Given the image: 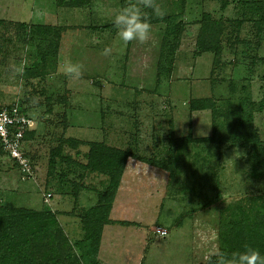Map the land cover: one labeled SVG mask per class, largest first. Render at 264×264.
Segmentation results:
<instances>
[{"label": "rangeland", "instance_id": "obj_1", "mask_svg": "<svg viewBox=\"0 0 264 264\" xmlns=\"http://www.w3.org/2000/svg\"><path fill=\"white\" fill-rule=\"evenodd\" d=\"M81 1L87 6L0 0V107L16 103L31 116L34 134L24 148L35 171L34 180L21 181L15 164L0 152V204L55 213L51 230L66 239L63 249L71 257L66 264L80 263L75 246L84 236L80 217L96 203V192L107 179L92 174L80 179L81 170L66 163L49 176V153L61 138L104 142L163 160L171 129L177 138L189 133L207 138L213 129L225 138L237 118L251 115V125L264 140V26L258 33L257 14L238 0H157L170 24H152L146 44L125 45L111 25L128 0ZM30 10L40 15L32 17ZM144 11L149 16L150 9ZM206 14L223 25L217 59L211 52L194 55L198 25ZM179 22L192 27L178 41V34L164 37ZM22 23L66 30L58 41L14 25ZM106 47L113 50L110 56L102 55ZM23 60V74L13 76L10 66ZM67 60L83 64L82 79L71 81L62 74ZM203 98L213 101L215 116L210 110L189 112V101ZM87 151L84 145L64 148L78 163L85 162ZM171 164L165 171L136 160L128 163L109 219L131 224L103 227L101 264H204L203 257L218 248L219 225L251 198L264 199V177H253L248 144L178 143ZM60 173L69 174L61 180ZM71 182L88 188L77 201Z\"/></svg>", "mask_w": 264, "mask_h": 264}, {"label": "trees", "instance_id": "obj_2", "mask_svg": "<svg viewBox=\"0 0 264 264\" xmlns=\"http://www.w3.org/2000/svg\"><path fill=\"white\" fill-rule=\"evenodd\" d=\"M238 2H240L242 8L250 11L251 14L258 15L259 18L256 22L257 31L258 33L262 32V27L264 26V0H238ZM149 18L153 25L159 22L170 24V17L156 18L151 9ZM14 25L20 31L28 32L30 29L47 37L53 35L58 41L61 32L66 30L63 27L55 28L46 25H35L32 27L23 23ZM241 25L242 23L238 21L237 28L239 29ZM111 27L113 28L114 25L112 24ZM187 27L191 28L192 25L179 22L176 25V30L168 32L164 37L171 36V33L178 34V38H176V41H178L181 38L179 35ZM222 27V23L211 20L209 14L203 17L195 36L197 50L194 53L195 57L201 55V53L210 52L213 53L215 59L221 55L222 46L219 42V36L223 33ZM14 104L16 103L0 107V110L10 108ZM213 107L214 103L210 99H191L189 101L190 113L210 110L215 116ZM22 112L27 113L24 109H22ZM33 134L32 130L26 132L24 142H26L27 138H31ZM169 134L168 157L163 160L140 157L128 149L110 146L104 142H84L74 138H61L58 145L50 150L48 159L49 176L55 173V169L60 163H66L69 164L68 166L77 167L81 170L80 174H77L80 179H84L85 174L103 176L107 179L103 190L96 192V203L80 217L84 236L75 243V246L81 252L79 264H101L97 260V254L104 226L131 224L128 222L114 223V221L109 219V214L126 167L132 160L165 171H171L174 147L178 143L205 142L223 144L228 142L230 147L248 144L251 151L253 177L260 179L264 177V140L260 139L258 131L251 125V115L246 120L237 118L225 138L218 137L215 129H213L212 136L207 138H192L191 133L188 136L177 138L173 135V129L170 130ZM81 145L88 147L84 163H78L71 159L70 156L64 154L65 147L75 150ZM78 153L76 152L77 155ZM27 156L33 166L32 157L28 154ZM68 174L60 173L59 178L65 180ZM71 185L73 186V198L75 201H77L81 190H88V188L76 182H71ZM55 225V213L49 209L36 211L0 204V264H66L65 260L71 258L63 249L66 239L59 230H51ZM217 237L218 248L225 252L243 250L244 245L247 244L258 249L264 255V199L251 198L246 205L238 206L237 211H234L229 219L219 225Z\"/></svg>", "mask_w": 264, "mask_h": 264}, {"label": "clouds", "instance_id": "obj_3", "mask_svg": "<svg viewBox=\"0 0 264 264\" xmlns=\"http://www.w3.org/2000/svg\"><path fill=\"white\" fill-rule=\"evenodd\" d=\"M151 9L152 13L159 18L166 15V11L161 7L157 0H128L126 6L122 7L113 18V25L117 30L118 38L127 45L133 42L146 44L152 35V24L149 16L144 11ZM112 48L103 49L102 55L110 56ZM26 60L19 65L10 66L13 76L22 75ZM62 74L71 81H78L84 75V66L78 62L67 60L62 66ZM50 79H54V75H50ZM33 104L39 103L38 97L32 98ZM204 264H264V255L251 247L244 245L243 250L225 252L219 248L211 249L204 257Z\"/></svg>", "mask_w": 264, "mask_h": 264}, {"label": "built area", "instance_id": "obj_4", "mask_svg": "<svg viewBox=\"0 0 264 264\" xmlns=\"http://www.w3.org/2000/svg\"><path fill=\"white\" fill-rule=\"evenodd\" d=\"M32 126L31 116L23 113L18 104L0 110V151L17 166L23 182L35 179L34 167L24 148L25 133Z\"/></svg>", "mask_w": 264, "mask_h": 264}, {"label": "crops", "instance_id": "obj_5", "mask_svg": "<svg viewBox=\"0 0 264 264\" xmlns=\"http://www.w3.org/2000/svg\"><path fill=\"white\" fill-rule=\"evenodd\" d=\"M25 1H27V0H24V4H25ZM67 4L68 5V3L69 4H71V7L73 6V8H80V7H84V6H87V4L85 3V2H82L81 0H68V1H66V0H61V3H59L60 4V6H63L62 4ZM30 14L32 15V17L33 16H35L36 17V15H40L39 14V10L38 11H35V10H30ZM123 179H124V175H123V178H122V181H123ZM122 183V182H121ZM113 219V218H112Z\"/></svg>", "mask_w": 264, "mask_h": 264}]
</instances>
